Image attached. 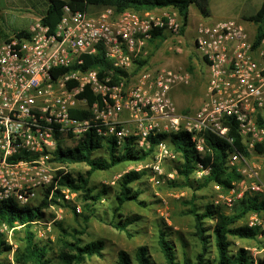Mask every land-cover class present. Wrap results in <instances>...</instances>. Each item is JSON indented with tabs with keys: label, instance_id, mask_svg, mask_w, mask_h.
I'll return each instance as SVG.
<instances>
[{
	"label": "built area",
	"instance_id": "obj_1",
	"mask_svg": "<svg viewBox=\"0 0 264 264\" xmlns=\"http://www.w3.org/2000/svg\"><path fill=\"white\" fill-rule=\"evenodd\" d=\"M92 12L66 4L54 30L39 19L28 36L12 33L0 43V201L13 198L20 205L32 204L39 195L34 186L46 189L54 183L56 173L52 170H60L63 165H50L58 144L56 134L71 132L79 137L89 126L88 120L70 115L72 108H90L107 127L108 134L120 140L139 136L141 145L151 133L183 130L203 153L209 149L207 132L233 141L228 135L232 120L249 150L264 142V124L258 119L260 115L264 118V37L252 38L245 24L237 19L201 20L193 43L207 65L206 95L196 111L183 113L170 95L175 86L190 81L189 73L180 69H153L147 64L128 82L125 79L115 85H109L108 76L100 79L97 69L72 70L53 77V68L82 64L85 55L96 53L100 47L113 66L131 71L135 59L150 54L152 31L180 36L183 27L178 11L171 8L140 12L104 6ZM68 82L76 84L69 87ZM128 84L129 92L125 94ZM86 86L103 97V107L97 102L89 106L88 100L80 96ZM126 110L134 126L115 120ZM158 119L168 120L167 126L163 128ZM21 150L37 157L11 161ZM156 158L151 166L153 179L161 184L164 171L160 162L174 161L177 154L163 141ZM229 162H244L245 166L240 167L244 179L227 190L215 184V204L231 208L247 193L264 195L260 168L248 165L251 159L234 152ZM205 172H196V177ZM174 173L168 174L169 179L175 178ZM64 192L67 198L74 194L69 189ZM77 209L81 211L80 206ZM249 219L250 226L257 225V214ZM0 229L9 228L1 225Z\"/></svg>",
	"mask_w": 264,
	"mask_h": 264
},
{
	"label": "trees",
	"instance_id": "obj_2",
	"mask_svg": "<svg viewBox=\"0 0 264 264\" xmlns=\"http://www.w3.org/2000/svg\"><path fill=\"white\" fill-rule=\"evenodd\" d=\"M69 4L72 9L88 11L91 6H111L117 11L133 9L136 11L153 10L156 8L171 7L178 11L183 27L181 35L189 23L190 7L196 5L204 16L209 15L207 0H48L44 11L41 13L40 21L54 30L60 22L63 9ZM257 25L256 39L264 37V0L254 14L245 18ZM23 36L29 35V30L23 29L14 31ZM163 30L151 32L152 38H166ZM8 35L6 38H8ZM152 52V51H151ZM151 52L147 58L135 59V67L131 71L123 70L113 66L112 62L105 56L102 47L94 54L84 56L82 64L75 63L69 67H57L51 70L54 78L66 74L72 70L97 69L100 79L110 77L109 85H115L122 80L128 82L130 77L135 75L143 66L147 65ZM76 82H68L73 87ZM88 100L92 106L97 102L100 107L105 105L103 97L96 94L89 86H86L80 94ZM110 103H113L110 100ZM70 115L78 120H88V128L76 137L71 132L57 133V148L52 153L51 161L60 164H84L87 167L85 172H64L57 170L54 183L46 188L41 201L37 204L20 205L13 198L0 201V227L6 225L9 229L23 234V247L18 248L14 254L16 264H83L88 257L94 255L103 257L106 242L104 239L83 240L82 236L86 230L72 228L68 229L62 223L56 222L60 233L55 241L40 239L36 224H41L48 216L46 209L54 205H61L66 200L64 189L77 193L82 203L83 221L88 227L93 216H97L98 205L103 199L111 202L114 217L110 224L129 237L134 234L129 226L144 220L140 213L125 216L124 207L128 203H135L141 208H148L149 202L141 198L144 178L151 176L149 168L141 170H128L117 180V187L100 184L94 185L91 182L96 172L110 171L122 164L140 163L157 159L158 145L163 141L167 142L177 154L174 162L176 177L168 181L173 187H188L193 190V195L186 200L188 208L185 213L194 220L195 236L200 243V249L194 257L185 254L183 260L177 255V249L170 236L167 227H160L157 232V241L160 251L165 258L166 264H264V258L253 256L245 247H234L231 237L248 240H258L260 226H249L240 224L247 220L252 214H257L264 221V195L247 193L234 205L232 212L228 213L222 204H215L214 199L209 200L202 197L205 202H197V192L218 184L223 190L232 188L236 183L244 179L238 163L232 164L230 156L239 152L251 159L256 153L264 156V142L257 143L254 150H249L244 137L239 132L237 124L232 120L228 139L212 132L205 133L206 145L209 148L201 153L191 135L186 131L158 132L151 133L144 145L140 144L139 136H125L122 140L114 134L107 133V127L102 120L88 109L72 108ZM259 121L264 124V118L260 115ZM120 128V126L118 125ZM37 157L26 150H21L11 161L30 160ZM206 171L198 178L196 172ZM138 183V185H135ZM57 185V188L55 186ZM53 192V193H52ZM215 198V197H214ZM77 215L76 207H72ZM207 223H210L207 225ZM18 227L21 230H18ZM213 245V250H211ZM13 246L4 238L0 230V254L11 252ZM135 261L125 250L119 251V264H155L151 258L148 245H140L135 251Z\"/></svg>",
	"mask_w": 264,
	"mask_h": 264
},
{
	"label": "rangeland",
	"instance_id": "obj_3",
	"mask_svg": "<svg viewBox=\"0 0 264 264\" xmlns=\"http://www.w3.org/2000/svg\"><path fill=\"white\" fill-rule=\"evenodd\" d=\"M28 1L0 0V29L3 32L10 34L14 31L30 29L39 20H36L31 25V14L39 8L38 6L32 9L31 7L29 8ZM31 1L35 3L37 0ZM261 3L262 0H207L208 16L199 13L197 7L192 5L191 14L193 23L187 25L185 37L182 39L171 38L166 43L160 41L157 47L154 46L148 67L150 66V68L152 67L154 69L155 64L158 62L160 67L169 66L188 72L190 75L188 84L177 85L171 90V98L179 112L193 113L200 107L206 95L207 65L199 56L193 43L195 26L199 20L212 22L232 18L243 22L242 14L245 13L244 9L255 12L259 9ZM97 9L98 7L91 6L88 11L93 13L92 11ZM169 35V37L173 36V34ZM178 47L181 48L180 51ZM169 58H173L174 62H167ZM129 87L128 84L124 90L125 94L129 92ZM115 120L127 126L135 125L127 110L120 113ZM158 120L163 128L167 126L168 120ZM251 160L252 162H249L248 165L259 167L261 179L264 181V156L254 153L252 154ZM156 161L157 159L140 163L122 164L110 171L96 172L91 179L94 185L107 184L117 187V180L128 170L150 169L151 176L144 178L143 183H139L143 188L141 198L149 202V207L141 208L135 203H128L123 210L125 216L137 213L144 216V220H140L129 226L131 232L134 234L132 237H129L126 232L120 231L110 224V221L114 217V212L111 208V202L106 199H103L102 203L98 205V215L93 216L88 227H86L82 217V203L77 197V193L70 194L69 198L66 197L67 201H63L61 205H54L46 209L48 218L43 223L36 224L33 227L34 230L37 231L40 239L55 241L58 233H60V228L56 225V222H59L68 229L77 228L79 230H86L81 235L85 241L97 238L104 239L106 248L104 249L105 254L103 257L97 255L88 257L83 264H119L118 257L120 250L127 251L132 260L135 261V251L140 245H148L151 258L155 264H166L157 241V232L160 227H167L166 230L172 234L170 238L176 246L178 258L183 260L185 254L193 258L195 253L200 249V243L195 236L194 220L190 215L185 213V210L188 208L186 200L192 197L193 190L188 187H173L169 185L168 181L173 180V178L169 179L168 174L175 172V169L173 167L174 162L167 159L160 162L164 171L162 176L164 182L156 184L153 179V170L151 167ZM238 164L240 167L245 166L244 162H238ZM50 165L56 168L58 164L50 162ZM62 168L58 169L68 170L74 174L87 170L84 164H63ZM52 172L55 174L57 171L52 170ZM174 174L176 177V173ZM28 185L32 187L33 183L29 182ZM38 185L33 187L39 193L38 198L32 203L34 205H37L41 201L43 193L46 190ZM135 185H138V183H135ZM197 195V202L202 203L206 201L202 197L213 200L217 195V190L215 185H211L209 188L197 192ZM73 206L76 207V211L81 215L74 213ZM78 206H80L81 211H78ZM225 210L230 213L233 208L225 207ZM256 221L257 225L260 226L258 240L239 239L235 237H231V240L234 242V247H245L253 256L264 258L263 220L258 216ZM243 223L250 226L249 217L247 220L240 222V224ZM209 224L207 223V225ZM18 230H21V228L18 227ZM1 231L4 234L5 240L13 246V250L0 254V264H16L14 254L18 248L21 249L23 247V234L21 232L16 233V231L10 229ZM213 248V245H211V250Z\"/></svg>",
	"mask_w": 264,
	"mask_h": 264
},
{
	"label": "crops",
	"instance_id": "obj_4",
	"mask_svg": "<svg viewBox=\"0 0 264 264\" xmlns=\"http://www.w3.org/2000/svg\"><path fill=\"white\" fill-rule=\"evenodd\" d=\"M47 1L48 0H37L35 3H33L31 0H29L28 1V4H29V8L31 7V9L33 8V7H37L38 6V10L36 11V12H34L33 14H31V17H30V20H31V25L36 21V20H38V19H40L41 18V13L44 11V9H45V7H46V5H47ZM247 1V0H246ZM262 3H263V0H262ZM262 3H261V5H262ZM196 6V5H195ZM197 7V6H196ZM261 7V6H260ZM259 7V8H260ZM171 7H167L166 9H170ZM159 9H161V8H156L155 10H159ZM171 9H174V8H171ZM191 9H192V6L190 7V13H189V23L188 24H191V23H193V20H192V14H191ZM197 9H198V7H197ZM199 10V9H198ZM259 10V9H258ZM258 10H256V11H258ZM255 11V12H256ZM244 14H242V20H243V23L245 24V26H246V28H247V30H248V32H249V34H250V36L252 37V38H254L255 36H256V33H257V25L255 24V23H253V22H251V21H249V20H246L245 18L247 17V16H250V15H252V14H254L255 12H251V11H249L248 9H244ZM199 13H201L200 11H199ZM201 21V19L199 20V22ZM198 22V23H199ZM30 25V26H31ZM196 27H197V25L195 26V32H196ZM30 28V27H29ZM26 30H29V29H26ZM185 33H186V29H185ZM185 33L183 34V35H180V36H171V37H169L170 35V33H164V34H166V38H162V40L161 39H155V41H153V42H150V52L151 51H153V48H154V46H158L159 45V42L160 41H164L163 43H166V41H168L169 39H177V38H184L185 37ZM12 33H5V32H3L1 29H0V43L4 40V39H6V37L8 36V35H11ZM170 41V40H169ZM178 50L180 51L181 50V48L180 47H178ZM168 61H170L171 63L172 62H174V59L173 58H169V60H167V62ZM150 62V61H149ZM148 62V63H149ZM201 62V61H200ZM150 67V66H149ZM155 68L154 69H156V68H160V65H158V62L155 64V66H154ZM161 67H163V66H161ZM166 67H169V66H166ZM152 68V67H151ZM172 68V67H171Z\"/></svg>",
	"mask_w": 264,
	"mask_h": 264
}]
</instances>
